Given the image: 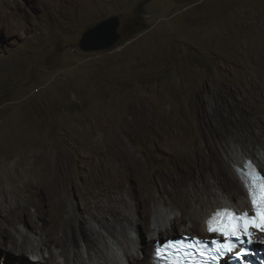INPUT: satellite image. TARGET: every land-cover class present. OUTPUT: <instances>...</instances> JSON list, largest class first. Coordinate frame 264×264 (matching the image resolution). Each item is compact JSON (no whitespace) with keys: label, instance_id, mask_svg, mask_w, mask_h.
<instances>
[{"label":"rangeland","instance_id":"rangeland-1","mask_svg":"<svg viewBox=\"0 0 264 264\" xmlns=\"http://www.w3.org/2000/svg\"><path fill=\"white\" fill-rule=\"evenodd\" d=\"M114 15L118 41L108 49L81 50L82 33ZM91 145L110 157L123 147L139 156L155 183L149 230L140 231L133 212L131 221H113L120 240L99 226L90 191L98 190L100 157ZM46 149L67 165L61 169L64 218L75 217L93 239L88 248L78 234L81 260L71 254L67 263L88 264L102 252L108 262L115 256L118 264H151L155 227L170 230L158 238L183 230L201 235V221L194 229L188 217L174 221L178 210L158 196L172 197L176 190L190 199L196 194L242 203L238 193L231 200L233 175L242 186L235 155L249 151L244 153L264 170V0H0V176L6 170L20 176L23 164ZM132 167L130 159L123 161V168ZM29 191L22 178L0 180V205L32 199ZM33 200L46 208L45 193L35 192ZM39 209L29 204L27 213L46 226L48 212L37 218ZM17 228L7 231L25 234L22 224ZM30 238L29 249L39 240ZM2 240L0 264L26 258L54 264L39 261L49 256L46 248L18 256L5 252ZM50 249L66 252L64 246Z\"/></svg>","mask_w":264,"mask_h":264},{"label":"bare ground","instance_id":"bare-ground-1","mask_svg":"<svg viewBox=\"0 0 264 264\" xmlns=\"http://www.w3.org/2000/svg\"><path fill=\"white\" fill-rule=\"evenodd\" d=\"M123 134H125V132ZM110 141L114 142L113 139L109 140L108 142ZM115 145L117 144L115 143ZM93 147L95 153H97L100 157L99 163L94 168V172L99 175L100 180L97 183L98 190L92 189L90 191V194L92 199V207L96 211L94 216L97 222L99 223V226L103 228L113 238L120 240V238L117 235L116 229L114 227L113 221L119 222L123 219L127 221H131V219L129 218V214L133 212L138 218L137 224L140 231L149 230L150 219H149L147 207L149 202V194H151L150 188L155 185L153 181L154 178L152 176H151L152 179L148 178L144 174V172L141 169V160L139 156H136L134 154V151L132 149H127L123 147L125 150L118 151L119 155H117L116 154L117 152L115 153L114 151V157H110L111 153L106 154L102 147L92 146V148ZM120 148H122V146ZM244 152L249 153V151L243 150L239 154L235 155L237 161L233 164V168L235 170L234 173L238 176V178H239V174L236 172V165L242 166V162L245 157L251 158L250 154H246ZM252 152L255 154L254 151ZM116 157L117 160H115ZM254 157L258 162H261L260 161L261 158L259 156L257 157L254 155ZM127 158L130 159L132 162L133 167L131 170H126L125 168H123V161H125ZM62 161H63L62 159L52 157L50 151L46 149L45 151L42 150L40 152L39 157H35L34 160L31 161V163L23 164L22 166L23 170L20 174L21 177L10 175L7 172L8 170L2 172L1 175H4V178L0 176V180H2L4 183H6L7 181H14L21 178L27 181L30 187V191H29L30 195L29 194L28 195L32 198L29 200H23L22 202H19V200H17L13 206H9V207H3L0 205V237H2L3 239L1 246L3 247L4 251L7 252L8 254L14 253L18 256H21L22 254H25L27 251L41 252L42 248L43 249L46 248L49 251V256L46 258L44 257V255H42V257L40 258L41 260L39 259V261L45 263L52 262L54 264H70L69 262L67 263V260H69L68 258L69 255L70 256L73 255L74 257L77 258L79 257V255H81L79 254V250H78V241H77L78 234L82 237V239H84L86 246L88 248L92 247L91 243L93 242V239L91 237V233H89L90 231L84 228L83 225H81V223H79L78 220L72 215L68 216L67 218H64L63 216L64 198L61 196V181L63 178L61 175V169H63L64 167L66 171L67 165L63 166ZM232 162L234 161L232 160ZM262 165L264 166V158L262 160ZM26 171H29V174H26ZM219 172H220L219 178L221 177L225 178L224 176H222V172L221 171ZM232 178L234 179V183H235L234 187L236 191L231 192L232 194L231 200H233V197H235L236 194L238 193L237 194L238 199L241 200L244 197L242 202L243 204L241 203V201L237 204L232 203L234 201L221 203L220 200L217 199L211 200L210 197L206 198L205 200L198 198L196 194L194 196L192 195L190 199L189 197H186L183 194H180L179 196L176 190L171 191L172 194L171 193L170 194L172 195V197H170L169 194L165 192L164 195L158 196V198L160 199L159 201H162L163 203H169L171 207H174L178 210V215L174 216L173 218L174 221H184L186 217H188V219L191 220V224L188 227L189 229H194L195 226H197L198 223L197 221H201L202 224L199 225L198 227L202 232L201 236H206L204 231V220L212 210H214L216 207H220L226 204L244 206V204H246L247 202V198L245 196V192L242 189V186L241 187L239 186L234 175ZM166 179L167 178H165V180ZM163 182L159 180V184H161L162 186L164 184ZM222 182L224 185L228 184V181L224 180ZM100 186L101 188H99ZM24 187H27V183H24ZM152 189L153 188H151V190ZM13 190L15 191V193H17L16 191L20 192L22 189L13 188ZM210 190L212 189L210 188ZM37 191L46 194V204H47L46 208H44L45 204H43L41 201L33 200L34 193ZM205 197L206 196H204V198ZM196 202H198V204ZM29 204H37L40 207L39 211L36 213L37 218L40 212L42 211L48 212V218H49V222L47 223L48 225L45 226L42 223H39L37 219H35L31 214L27 213V207ZM238 204H242V205H238ZM25 214H28V216L26 215L25 217ZM162 219L163 221L167 220L165 216H163ZM17 224H22L25 228V232H24L25 234H22V236L20 237H16L14 234H10L7 231L11 228H14L19 232L17 228ZM157 227L154 228V232L152 233L153 240H151V248L155 239L158 238L157 236L162 234L165 235L170 232L168 227H164V228H157ZM172 229L173 228H171V230ZM181 233L189 234V232H186L184 230ZM193 234L198 235V233H193ZM33 236L39 237V240L37 244L36 243L33 244L32 247L29 249L28 244L32 240V238L30 237ZM96 243L97 242H95V244ZM133 243L136 245V241ZM52 245L56 247L64 246L66 247V252L60 250L59 254L56 255V253L52 252L50 249ZM139 245L142 246L141 243H138V246ZM58 256L63 257V260L59 261L57 259ZM126 256L128 261H130V263L131 261L134 262L136 260L128 251H126ZM80 257L78 258L79 260H81ZM150 257L152 258L151 253H150ZM109 260L110 262H108L107 257L104 256V254L101 252L98 256H95V258H90L88 260V264H118L117 260L115 259V256L110 258ZM20 261H22V259ZM24 262L26 264H31L27 258L22 262V264H25ZM78 262H80V264H86L84 261H78Z\"/></svg>","mask_w":264,"mask_h":264},{"label":"snow or ice","instance_id":"snow-or-ice-1","mask_svg":"<svg viewBox=\"0 0 264 264\" xmlns=\"http://www.w3.org/2000/svg\"><path fill=\"white\" fill-rule=\"evenodd\" d=\"M249 166L252 167L249 161ZM255 172V169L253 168ZM249 188V195L252 201L253 213L248 211L234 212L227 209L216 212V214L208 221L209 232L219 233L225 237L228 242L221 243L219 240H213L215 245L216 255H209V259L216 261L220 257L225 256L226 253H231L238 249L240 245L245 243L251 244L253 241L250 238L252 233L250 228H256L261 232H264V175L255 173L250 181H246ZM247 236L249 239L245 241L241 237ZM232 238H235L233 241ZM201 244L200 240H196L194 243L190 242L185 245L184 241H165L161 243L157 241V253L162 254L168 250H175L176 253H183L186 257L189 254L184 251L187 248H195L196 245ZM201 256H205V252L202 249H197ZM212 250H209L211 252ZM237 257H243L246 255L243 249H239L235 252Z\"/></svg>","mask_w":264,"mask_h":264},{"label":"water","instance_id":"water-1","mask_svg":"<svg viewBox=\"0 0 264 264\" xmlns=\"http://www.w3.org/2000/svg\"><path fill=\"white\" fill-rule=\"evenodd\" d=\"M119 17H107L85 30L79 40L83 51L102 50L112 47L119 39Z\"/></svg>","mask_w":264,"mask_h":264},{"label":"clouds","instance_id":"clouds-1","mask_svg":"<svg viewBox=\"0 0 264 264\" xmlns=\"http://www.w3.org/2000/svg\"><path fill=\"white\" fill-rule=\"evenodd\" d=\"M246 158H249V159H251V160H253L252 158H250V157H245L244 159H246ZM244 161V160H243ZM254 162H255V164H256V166L258 167V169H259V171L262 173V174H264V170H261L260 169V167L258 166V164H257V162L255 161V160H253ZM242 164H243V162H242ZM239 166V165H238ZM239 167H241V166H239ZM233 170H234V168H233ZM235 171V170H234ZM239 179L241 180V178H240V176H239ZM242 182V181H241ZM242 188H243V185H242ZM243 191H244V188H243ZM245 192V191H244ZM245 196H246V193H245ZM226 205H229V204H226ZM230 206H232V207H234V208H236V206H234V205H230ZM240 207V206H239ZM205 231V230H204ZM206 234V236H207V233H205ZM170 236H172V235H170ZM201 236V235H200ZM168 237V236H167ZM157 239V238H156ZM161 239H163V238H161ZM154 243H155V241L153 242V245H154ZM153 245H152V248H151V256H152V250H153ZM152 262V261H151Z\"/></svg>","mask_w":264,"mask_h":264}]
</instances>
